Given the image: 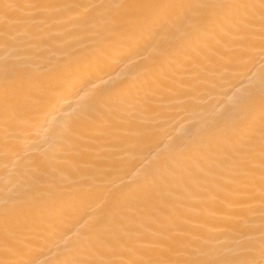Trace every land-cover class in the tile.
Wrapping results in <instances>:
<instances>
[{
	"label": "snow or ice",
	"instance_id": "6c2138e0",
	"mask_svg": "<svg viewBox=\"0 0 264 264\" xmlns=\"http://www.w3.org/2000/svg\"><path fill=\"white\" fill-rule=\"evenodd\" d=\"M0 132V264H264V0H0Z\"/></svg>",
	"mask_w": 264,
	"mask_h": 264
},
{
	"label": "bare ground",
	"instance_id": "6f19581e",
	"mask_svg": "<svg viewBox=\"0 0 264 264\" xmlns=\"http://www.w3.org/2000/svg\"><path fill=\"white\" fill-rule=\"evenodd\" d=\"M113 75L122 74L125 69L123 66L114 67L112 70ZM257 75L259 74L260 68L257 65V68L254 70ZM106 77L103 79H97L95 84V89L97 91H103L109 85L106 83ZM74 96H69L65 103H72L74 101ZM64 113L57 110L52 115L48 117V127L55 129L60 126L64 119ZM207 116V112L202 109H196L189 112H183L178 109H172L171 114L167 117L166 123L159 130V134L163 135L164 132L171 130V128L177 124L178 121H184L188 123L190 121L203 120ZM48 131L46 129H35L32 132V140L30 144L33 146L30 151L33 153H38L41 151V145L45 139V134ZM181 128H176V133L179 134ZM0 139H2V132H0ZM151 150V145H145L143 152L137 153L136 155L126 156L124 162V171L121 175H125L128 170L135 167L144 156L148 154ZM100 157L95 155L78 157L74 156L66 160L53 161V166L50 169L52 176L51 178L55 181L56 186L65 191H71L75 186L76 182L80 179V173L87 171L91 168L92 164L98 162ZM12 163L11 161H5L3 152L0 150V190L3 189L6 180L9 177V174L12 172ZM8 164L6 168L5 165ZM69 228L72 227V224L69 223ZM62 258V255L59 251L52 247L51 251L45 250V252L39 256V259L42 261H47L49 264H55V262Z\"/></svg>",
	"mask_w": 264,
	"mask_h": 264
}]
</instances>
